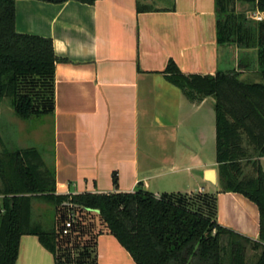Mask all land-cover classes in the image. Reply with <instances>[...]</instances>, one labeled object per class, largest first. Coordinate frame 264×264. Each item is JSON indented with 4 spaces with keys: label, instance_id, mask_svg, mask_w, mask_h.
I'll use <instances>...</instances> for the list:
<instances>
[{
    "label": "crops",
    "instance_id": "0c3cea01",
    "mask_svg": "<svg viewBox=\"0 0 264 264\" xmlns=\"http://www.w3.org/2000/svg\"><path fill=\"white\" fill-rule=\"evenodd\" d=\"M138 4L150 9L140 13ZM220 10L218 0L16 1L17 32L51 39L63 59L54 113L38 117L53 123L56 194L131 192L140 184L156 195L195 194L197 210L207 214L211 199L217 223L259 240L256 204L219 182L215 99L192 102L164 74L174 61L185 75L232 69L243 82L264 83L256 48L219 43ZM255 13L261 21L248 19L264 22V12ZM96 251L98 264H136L104 224ZM16 264L56 262L39 237L24 235Z\"/></svg>",
    "mask_w": 264,
    "mask_h": 264
},
{
    "label": "trees",
    "instance_id": "16d2710c",
    "mask_svg": "<svg viewBox=\"0 0 264 264\" xmlns=\"http://www.w3.org/2000/svg\"><path fill=\"white\" fill-rule=\"evenodd\" d=\"M16 1L0 0V102L9 98L15 115L28 121L54 113L55 71L63 59L56 55L51 39L17 32ZM77 1L93 4L97 0ZM241 1L264 12V0ZM231 4L232 0H218V41L234 42V35L239 33L242 47L258 50L264 77V22L246 26L245 17L230 11ZM149 9L138 4L140 13ZM164 74L192 102L215 99L219 182L224 192L241 194L256 204L259 240L217 223L211 199L206 202L210 209L206 214L196 209L191 196L156 195L141 184L131 192L58 195L53 166L42 171V153L29 147L9 153L6 161L0 156L5 186L0 190V264L17 263L24 235L39 237L56 264H69L65 254L73 238L81 239L76 233H85L87 223L80 217L86 216L98 217L136 264H264V171L259 161L264 157V83L243 82L236 72L185 75L174 61L169 62ZM244 164L252 166V175L245 172ZM38 200L56 205L61 217L71 221L68 234L62 236L57 226L47 230L33 220V204ZM90 226L87 234L95 229V225ZM99 234L92 243L79 240L85 257L80 264H98Z\"/></svg>",
    "mask_w": 264,
    "mask_h": 264
},
{
    "label": "rangeland",
    "instance_id": "374dc122",
    "mask_svg": "<svg viewBox=\"0 0 264 264\" xmlns=\"http://www.w3.org/2000/svg\"><path fill=\"white\" fill-rule=\"evenodd\" d=\"M146 4L151 5V2H146ZM149 7V6H148ZM230 7L234 10V14H239L240 16H243L246 18L248 22H251L248 18H251L252 15L251 12L253 11V6L248 3H244L241 0H232V4ZM239 33L234 35V40L236 42L237 47H242L239 40ZM229 55L231 56L232 53L229 51ZM253 61V59H244V63L246 67L249 62ZM238 68H241L239 66ZM242 69V68H241ZM232 72H234L231 69ZM31 136H30V135ZM38 135V136H37ZM38 137V138H37ZM53 123L50 117H45L44 120L33 117L28 121L22 120L18 118L11 105H10V99L6 98L2 102H0V156H3V159L6 161V159H9L7 156L9 153L15 152L17 149L20 148H29V147H36L40 150L42 153V166L41 170L44 171L45 168H51V151H52V144H53ZM244 170L248 175L253 174V169L251 165H245L244 164ZM4 180L0 176V190H4ZM194 191L197 190V187L194 186L192 188ZM193 198H196L197 196L195 194L189 195ZM206 202L209 203L210 200L206 199ZM61 211L59 208L56 207V205H52L50 203H47L45 201H35L33 204V220L35 222L41 223L42 226L49 230L55 228L57 226L58 231L63 234V227L65 226L62 223H66L69 221H66V219H63L61 217ZM80 220L85 221L87 224L85 233L83 235H80V232L76 233V236H79L82 240V242L92 243L94 240V235L100 231L101 226L103 225L101 223V220L96 217H80ZM90 224L95 225V229L92 233H88L90 229ZM87 230V231H86ZM79 240L75 241L74 238L72 239V243L69 246V250L67 251L66 259L69 262V264H80L82 261L85 260L84 257V251L82 248L80 249V242ZM249 256H253V253L249 252ZM90 262L92 259L88 258Z\"/></svg>",
    "mask_w": 264,
    "mask_h": 264
},
{
    "label": "built area",
    "instance_id": "2783aa9c",
    "mask_svg": "<svg viewBox=\"0 0 264 264\" xmlns=\"http://www.w3.org/2000/svg\"><path fill=\"white\" fill-rule=\"evenodd\" d=\"M250 17H251V19L256 20V21H261L262 20L261 16L259 14H257V13L252 14ZM71 227H72L71 221L67 222L66 225H65V228L63 230V234L64 235L68 234L70 232Z\"/></svg>",
    "mask_w": 264,
    "mask_h": 264
},
{
    "label": "water",
    "instance_id": "95a60500",
    "mask_svg": "<svg viewBox=\"0 0 264 264\" xmlns=\"http://www.w3.org/2000/svg\"><path fill=\"white\" fill-rule=\"evenodd\" d=\"M41 1H46V2H48V1H53V0H41ZM215 173H214V171H209L208 173H207V177H208V179L211 181V182H215Z\"/></svg>",
    "mask_w": 264,
    "mask_h": 264
}]
</instances>
